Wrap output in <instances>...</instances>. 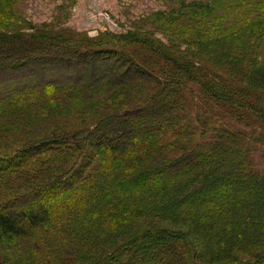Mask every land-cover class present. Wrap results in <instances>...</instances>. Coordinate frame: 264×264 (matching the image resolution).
Here are the masks:
<instances>
[{"label": "trees", "instance_id": "trees-1", "mask_svg": "<svg viewBox=\"0 0 264 264\" xmlns=\"http://www.w3.org/2000/svg\"><path fill=\"white\" fill-rule=\"evenodd\" d=\"M204 8L181 46L0 32L34 77L0 95V264H264V0Z\"/></svg>", "mask_w": 264, "mask_h": 264}, {"label": "rangeland", "instance_id": "rangeland-1", "mask_svg": "<svg viewBox=\"0 0 264 264\" xmlns=\"http://www.w3.org/2000/svg\"><path fill=\"white\" fill-rule=\"evenodd\" d=\"M236 2L238 0H0V32L15 30L16 27L29 33L33 31L31 27L34 26L45 31L53 29L56 33L66 32L68 35L74 33L78 35L77 38L85 37L93 40L108 35L116 39L118 36L130 35L137 30L152 33L153 37L162 40L165 44L171 43L172 40L180 43L181 33L186 34V32L177 31L184 29V21L190 20L193 12L207 20L204 8L206 5L215 13V19L219 15L223 18L226 16V25L234 24V22L237 24V20L242 19L239 17L242 11L236 16L229 12L234 10ZM87 6L96 9L100 13L99 16L110 24L109 31L97 26L96 17L88 12ZM202 6L203 8L199 9ZM183 12L186 15L183 19L179 20L174 17ZM169 14L173 15L172 18L176 21L170 29L171 34L166 36V32L162 30L166 26L162 27V25ZM156 18L161 20V23H158ZM70 73L75 76V72ZM0 78V95L12 93L11 87L14 85L22 87L26 82L30 83L34 80V77L29 76L28 78L17 71L0 72ZM4 78L10 81L4 82ZM1 98L2 96L0 100ZM256 155L257 163L264 166V159H262L264 153L258 151ZM79 156H81V161L83 154L80 153L74 157L72 162ZM88 160L89 158L86 157L80 164L84 165ZM43 162L45 160L40 164L36 162L37 165L35 163L34 165L39 169Z\"/></svg>", "mask_w": 264, "mask_h": 264}, {"label": "built area", "instance_id": "built-area-1", "mask_svg": "<svg viewBox=\"0 0 264 264\" xmlns=\"http://www.w3.org/2000/svg\"><path fill=\"white\" fill-rule=\"evenodd\" d=\"M88 12L93 16L96 17L97 26L101 29H105L106 31H109L110 24L103 18L99 16V12L94 9L93 7L87 6Z\"/></svg>", "mask_w": 264, "mask_h": 264}]
</instances>
